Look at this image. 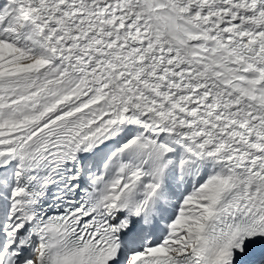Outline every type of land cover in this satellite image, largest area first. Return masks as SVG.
I'll return each mask as SVG.
<instances>
[{"label":"snow or ice","instance_id":"obj_1","mask_svg":"<svg viewBox=\"0 0 264 264\" xmlns=\"http://www.w3.org/2000/svg\"><path fill=\"white\" fill-rule=\"evenodd\" d=\"M0 264H264V0H0Z\"/></svg>","mask_w":264,"mask_h":264}]
</instances>
